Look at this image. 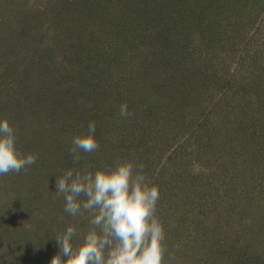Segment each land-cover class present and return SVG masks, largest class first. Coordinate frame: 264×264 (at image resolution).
Segmentation results:
<instances>
[{"label": "rangeland", "instance_id": "1", "mask_svg": "<svg viewBox=\"0 0 264 264\" xmlns=\"http://www.w3.org/2000/svg\"><path fill=\"white\" fill-rule=\"evenodd\" d=\"M4 118L38 158L0 176V264H51L69 225L80 243L56 178L120 159L159 185L176 264H264V0H0Z\"/></svg>", "mask_w": 264, "mask_h": 264}, {"label": "clouds", "instance_id": "2", "mask_svg": "<svg viewBox=\"0 0 264 264\" xmlns=\"http://www.w3.org/2000/svg\"><path fill=\"white\" fill-rule=\"evenodd\" d=\"M119 115H132L126 103L121 104ZM95 134L93 121L86 134L72 139L74 163L81 160V152L98 150ZM37 158L17 146L10 120L0 119V176L19 173ZM55 187L56 196H63L64 212L73 218L86 214L88 229L78 244L73 243L78 235L75 225L57 233L60 251L51 264H176L175 255L168 253L165 226L157 214L159 185L148 179L142 162L120 159L95 170L69 168L56 178Z\"/></svg>", "mask_w": 264, "mask_h": 264}, {"label": "trees", "instance_id": "3", "mask_svg": "<svg viewBox=\"0 0 264 264\" xmlns=\"http://www.w3.org/2000/svg\"><path fill=\"white\" fill-rule=\"evenodd\" d=\"M73 8H76V5ZM74 10H76V9H74Z\"/></svg>", "mask_w": 264, "mask_h": 264}]
</instances>
